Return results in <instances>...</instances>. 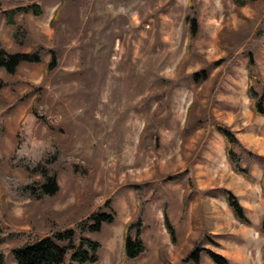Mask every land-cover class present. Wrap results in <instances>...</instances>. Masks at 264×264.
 Here are the masks:
<instances>
[{
	"label": "rangeland",
	"instance_id": "obj_1",
	"mask_svg": "<svg viewBox=\"0 0 264 264\" xmlns=\"http://www.w3.org/2000/svg\"><path fill=\"white\" fill-rule=\"evenodd\" d=\"M188 2L0 0V42L12 51L54 48L58 60L47 71L51 52L45 51L41 61H23L15 73L0 67L4 264H17L12 249L36 237L74 228L80 238L77 223L100 209L116 218L100 232L85 234L103 244L100 261L85 264H119L137 194L145 250L130 264H193L183 258L196 246L221 254L229 264H264V114L250 107L245 52L251 50V68L264 85V0L237 9L233 0H193L197 31L178 67L187 46ZM33 3L41 5L40 14H16L28 30L27 41L18 46L4 12ZM201 68L207 76L195 81L192 72ZM192 101L205 122L184 137ZM155 108L156 130L143 136ZM211 119L232 129L240 142L233 150L242 167L249 164L253 181L231 169ZM44 160L60 190L39 201L22 196L16 184L29 181L27 168ZM223 189L237 197L249 226L233 216ZM200 264H214L205 250Z\"/></svg>",
	"mask_w": 264,
	"mask_h": 264
},
{
	"label": "trees",
	"instance_id": "obj_2",
	"mask_svg": "<svg viewBox=\"0 0 264 264\" xmlns=\"http://www.w3.org/2000/svg\"><path fill=\"white\" fill-rule=\"evenodd\" d=\"M247 1L251 3H257L261 0H233L235 8H239ZM193 0L188 2V11L184 17V26L187 28V46L183 59L179 62L178 67H181L188 58L189 51L192 46V39L197 31V20L194 12L190 10ZM19 10L29 11L32 10L35 14L42 12V7L39 3H33L29 5H19L13 8H7L5 10V21L12 25V35L18 46L23 45L27 41V28L23 25V22L17 20L16 14ZM59 7L55 9L53 19L58 16ZM56 27V26H55ZM56 31L59 28L56 27ZM45 51L51 52V58L47 63L46 70L54 68L57 64L56 50L54 48H47L42 45H38L34 50H8L2 42H0V67H2L8 73H15L18 66L23 61L38 62L42 60V53ZM245 52L248 55L247 67V84L246 91L251 98V109L259 114H264V85L260 84L259 79L256 77L255 72L251 68L254 59L251 50L247 49ZM207 73L205 68L195 70L192 72V77L195 81L206 78ZM2 84V78L0 77V85ZM260 84L257 88L256 85ZM195 101V100H194ZM194 101H192L186 110L185 119L183 122V136L186 137L195 127L202 126L205 122L204 114H197L194 111ZM157 108L146 117L144 125L143 136L151 135L156 130L157 123L154 121ZM210 124L212 127L220 132V135L225 142V155L229 162L231 169L238 174H241L243 178L253 181V176L249 171L248 166L242 167L240 165L241 156L237 155L233 148L235 145L240 146L239 140L235 137L232 129L224 122L211 119ZM29 181L25 183L16 184L17 188L22 192V196H30L31 199L39 201L44 196H53L60 190L57 174L52 172L49 167L48 161L44 160L33 169H28ZM6 190H11V184L4 180ZM260 186L262 194L264 195V165L262 168V174L260 178ZM223 193L226 199V203L230 208L233 216L242 224L249 226L251 221L246 216L244 208L239 203L237 197L229 190L223 189ZM143 217V204H141L140 196L137 194V210L135 218H132L126 223L123 233V257L119 264H130L131 260L141 255L145 246L140 238L141 227ZM115 214L108 213L104 209L90 213L86 219L77 223V227L80 232V238H77V233L74 228H66L64 230H57L52 234L44 237H36L29 240L21 246L12 249V255L17 264H85L96 263L100 261V252L103 248L101 241L92 239L86 236L87 232H100L105 223H114ZM165 224L172 241H175L174 228L167 221L165 217ZM260 233L264 235V217L262 218L260 225ZM205 250L214 264H229L228 260L219 253H215L208 249L196 246L194 247L184 258L183 261H189L193 264H200V253ZM262 255L264 257V243L262 245ZM70 260V262H67ZM5 263V255L0 251V264ZM168 264V263H167Z\"/></svg>",
	"mask_w": 264,
	"mask_h": 264
},
{
	"label": "crops",
	"instance_id": "obj_3",
	"mask_svg": "<svg viewBox=\"0 0 264 264\" xmlns=\"http://www.w3.org/2000/svg\"><path fill=\"white\" fill-rule=\"evenodd\" d=\"M17 263V262H16Z\"/></svg>",
	"mask_w": 264,
	"mask_h": 264
}]
</instances>
